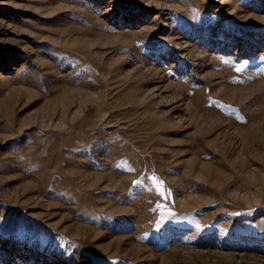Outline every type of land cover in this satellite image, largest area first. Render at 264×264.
Segmentation results:
<instances>
[{
    "label": "rangeland",
    "instance_id": "374dc122",
    "mask_svg": "<svg viewBox=\"0 0 264 264\" xmlns=\"http://www.w3.org/2000/svg\"><path fill=\"white\" fill-rule=\"evenodd\" d=\"M0 264H264V0H0Z\"/></svg>",
    "mask_w": 264,
    "mask_h": 264
},
{
    "label": "snow or ice",
    "instance_id": "6c2138e0",
    "mask_svg": "<svg viewBox=\"0 0 264 264\" xmlns=\"http://www.w3.org/2000/svg\"><path fill=\"white\" fill-rule=\"evenodd\" d=\"M153 179H155V177H153ZM134 183L139 184V183H141V181H135ZM162 185H163V182L160 181L157 184V186H156V190H157L158 195H160V196H170V192H166V191L162 190ZM158 207H159V205H158Z\"/></svg>",
    "mask_w": 264,
    "mask_h": 264
},
{
    "label": "bare ground",
    "instance_id": "6f19581e",
    "mask_svg": "<svg viewBox=\"0 0 264 264\" xmlns=\"http://www.w3.org/2000/svg\"><path fill=\"white\" fill-rule=\"evenodd\" d=\"M85 179L87 180V178H85ZM85 179H84V180H85Z\"/></svg>",
    "mask_w": 264,
    "mask_h": 264
}]
</instances>
